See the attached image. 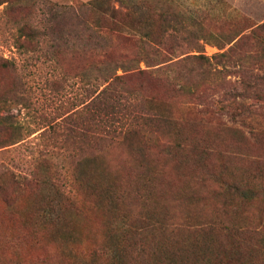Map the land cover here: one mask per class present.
<instances>
[{
	"label": "rangeland",
	"instance_id": "obj_1",
	"mask_svg": "<svg viewBox=\"0 0 264 264\" xmlns=\"http://www.w3.org/2000/svg\"><path fill=\"white\" fill-rule=\"evenodd\" d=\"M90 1L0 0V264H264V0Z\"/></svg>",
	"mask_w": 264,
	"mask_h": 264
},
{
	"label": "trees",
	"instance_id": "obj_2",
	"mask_svg": "<svg viewBox=\"0 0 264 264\" xmlns=\"http://www.w3.org/2000/svg\"><path fill=\"white\" fill-rule=\"evenodd\" d=\"M85 10H96L99 11L101 13H105L107 14L111 19L116 20L119 23V20H117V14L118 11L115 8H112L109 5V0H92L86 4H83V6ZM256 26V24L254 25H249L248 28H252ZM109 29V28H108ZM116 33H119L118 38H128L126 37V35L124 36V34L122 35V32L119 31L117 28L115 29ZM153 35L154 37H152L150 39L149 42H152L154 44H159L161 43V41H159L158 39L160 37H163V31L159 30V29H155V31L153 30ZM139 39H136L135 41L137 42H141V40L143 38L138 37ZM155 41V42H154ZM98 56L101 57V61H97V63H101L102 65H104L101 69V65L100 67L96 64H92L89 65L88 68H85V74L86 76H89L90 73L92 72V69H97V70H101L103 73H108V77L107 79H110V81L101 89L99 90L96 95L93 97V99L91 100L92 102H95L97 104H105L108 102H113V106H118L117 108L121 109V95L120 92L118 91L121 88V83L122 80L125 78V74L124 75H115L114 72H110V69H115L116 67L120 66L124 69V71L130 70L127 69V67H132L134 65H136V62L139 60V57L137 58L136 55L133 57H127L126 55H119L118 58L113 59V57L110 56V54H108V52L102 51L100 54H98ZM194 58H198V59H206L203 56L200 55H195ZM135 63V64H134ZM136 70V72L142 74L144 73L145 70H140V69H136V67H132ZM155 119L156 122L162 121L161 117L158 118H150V121H153ZM168 264H171L170 262Z\"/></svg>",
	"mask_w": 264,
	"mask_h": 264
}]
</instances>
